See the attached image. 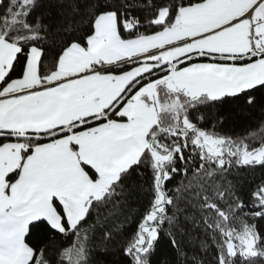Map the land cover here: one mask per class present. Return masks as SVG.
I'll return each mask as SVG.
<instances>
[{
	"label": "snow or ice",
	"instance_id": "snow-or-ice-1",
	"mask_svg": "<svg viewBox=\"0 0 264 264\" xmlns=\"http://www.w3.org/2000/svg\"><path fill=\"white\" fill-rule=\"evenodd\" d=\"M0 264H264V0H0Z\"/></svg>",
	"mask_w": 264,
	"mask_h": 264
},
{
	"label": "trees",
	"instance_id": "trees-1",
	"mask_svg": "<svg viewBox=\"0 0 264 264\" xmlns=\"http://www.w3.org/2000/svg\"><path fill=\"white\" fill-rule=\"evenodd\" d=\"M262 118V114L257 111L256 113L251 115V118L248 120H239L236 121L234 124L229 125L230 128H235L237 131H242L244 128H252L254 127L257 122ZM259 172L257 171L254 174L249 175V180H255V182H259L257 179L259 177Z\"/></svg>",
	"mask_w": 264,
	"mask_h": 264
}]
</instances>
